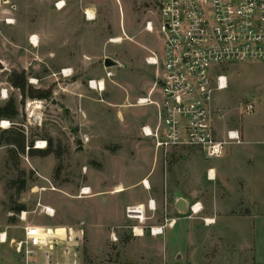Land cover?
<instances>
[{
	"label": "rangeland",
	"instance_id": "374dc122",
	"mask_svg": "<svg viewBox=\"0 0 264 264\" xmlns=\"http://www.w3.org/2000/svg\"><path fill=\"white\" fill-rule=\"evenodd\" d=\"M54 2L56 7L64 2L70 8L57 10ZM158 7L159 0H0V108L13 102L18 111L14 118L0 119V231L7 230L12 238L20 239L28 224L49 228L55 227L57 220L63 224L58 228L72 224L69 232L83 238L82 264H264L261 209L252 210L253 218L243 221L238 230L233 225L232 240L226 238L227 243L219 249L212 242V227L205 231L207 242H199L196 235L188 238L183 230L187 223L183 218L193 217L191 207L196 203L186 212L179 211L176 216L182 219L163 236L151 237L149 229L144 231L145 238L138 240L133 228L146 227L152 211L147 208V220L141 225L126 215L131 194L120 200L112 194L124 191L121 184L136 188L146 178L156 179L165 188L168 183L173 205L186 183L191 190L199 188L197 180L213 185L214 180L207 181L208 168L251 165L246 172L251 183L249 199L264 209L263 63L218 68L227 75L229 87L213 93L211 106L222 118L216 127L237 129L243 140L227 146L221 158L207 159L195 147L179 148L167 157L156 153L153 140L137 134L140 125L155 123L157 116L155 105L141 106L138 99L160 98L157 68L146 59L153 53L161 57L163 39L157 27L152 33L145 31L146 23L158 18ZM88 12L93 15L90 24L81 22V14L86 19ZM63 21L74 23L68 34H63L59 24ZM61 32L63 41L73 43L65 57H43L37 35L31 36L37 47L27 40L31 33H45L54 41ZM85 47L87 56L79 58ZM48 49L57 50L58 46ZM107 57L120 64L109 69L114 73L111 80L106 79ZM63 68L71 74L63 75ZM15 74L25 76V90L10 82ZM102 78L106 88L99 92L93 83ZM3 89L8 91L7 98L1 94ZM40 93H46L47 98H34ZM250 105L253 111H249ZM11 139L19 143L14 145ZM38 141L47 142V147L36 148ZM38 150H49L52 156L37 158L38 165H30L32 157H42L32 152ZM142 185L136 191L145 195ZM87 187L92 188L90 195L82 193ZM209 189L203 192L204 197L209 196ZM41 206L54 208L56 216H45ZM22 211L28 212L27 222L19 219ZM123 211L127 220H117L116 214ZM158 219L160 227L164 226L167 218L161 215ZM214 222L203 219L202 225ZM138 230L142 236V229ZM3 254L6 264H17L11 247H4Z\"/></svg>",
	"mask_w": 264,
	"mask_h": 264
},
{
	"label": "built area",
	"instance_id": "2783aa9c",
	"mask_svg": "<svg viewBox=\"0 0 264 264\" xmlns=\"http://www.w3.org/2000/svg\"><path fill=\"white\" fill-rule=\"evenodd\" d=\"M86 17L89 19L87 13ZM156 27L163 39L161 57L153 53L146 63L157 68L160 98L138 99L139 105L152 104L157 108L156 124L143 126V136L152 138L157 153L167 157L179 148L195 147L207 159L221 158L227 146L242 144L243 140L238 130L225 129L221 133L216 127L221 115L211 106L213 93L229 87L227 75L218 68L236 63L264 64V0H159L158 18L148 21L145 31L152 33ZM113 77L114 73L106 68V79ZM106 79L94 81V89L105 91ZM7 92L2 90L3 98L8 97ZM253 110L250 105L249 111ZM44 144L46 148L47 142ZM197 206L196 203L191 207L193 214L202 210ZM148 209H156L153 200L148 202ZM41 213L49 218L56 215L49 206H41ZM145 213L144 205L126 209L127 218L138 220L141 225L146 222ZM19 219L27 222L28 212L22 211ZM175 222L166 219L164 226L150 227V233L162 235ZM143 227L133 228L136 236V228L145 234ZM58 229L64 232L59 233ZM24 231L20 239L12 238L7 230L0 231V264H6L3 254L6 246L13 249L17 264L81 263L83 238L67 228L28 224Z\"/></svg>",
	"mask_w": 264,
	"mask_h": 264
},
{
	"label": "crops",
	"instance_id": "0c3cea01",
	"mask_svg": "<svg viewBox=\"0 0 264 264\" xmlns=\"http://www.w3.org/2000/svg\"><path fill=\"white\" fill-rule=\"evenodd\" d=\"M54 5L56 7V4L54 2ZM57 8V7H56ZM66 9L70 8L69 5L66 3V6L64 7ZM63 8V9H64ZM84 9V8H83ZM60 10V9H57ZM88 10H92V8H85V11ZM84 11V12H85ZM67 16L70 17L69 14V10L67 13ZM71 18V17H70ZM81 22L85 23L87 22L88 24H90L91 20H89L87 17L86 19L84 18V15L81 14ZM61 27H63V34L64 33H69V27L71 25H73L74 23L69 24V21L67 22H60L59 23ZM67 24V25H66ZM66 25V26H65ZM60 34V38L59 39H54V41H50V37L47 36L45 33L42 34H35V33H31L28 37L27 40L30 44V37L32 35H37L38 39H39V53H41V55L43 57H49V58H55V57H62V56H67V53L70 52V50H72V44L71 41L69 42V40H67V42L64 40L63 38H61L62 32L59 33ZM65 42V43H64ZM55 46H58L57 50H49L48 48H55ZM26 47V45H25ZM88 47V46H86ZM84 48L83 52L81 53V51H79V55H77L79 58H81V56L85 57L87 56V49L88 48ZM47 49V50H46ZM52 51V52H50ZM69 55V54H68ZM69 63V62H68ZM68 66L71 64H67ZM65 65V66H67ZM86 65V64H85ZM63 66V67H65ZM66 68H63V70ZM72 69H74L72 67ZM143 106V105H141ZM157 119V116H156ZM220 119L222 120V118L220 117ZM218 121H221V120ZM156 124V120L155 123H150V122H145L142 125L139 126L138 132L137 134L143 138L146 139H150L153 140L152 138H147L143 136V133L141 131L143 126H150V127H154ZM226 128H223L220 130L221 133H223L225 131ZM237 130V129H235ZM239 131V130H238ZM241 136L242 133L241 131H239ZM154 141V140H153ZM155 144V143H154ZM157 153V152H156ZM159 154V153H157ZM49 157L52 156V154L48 155ZM47 157V156H46ZM37 158H45V157H32L31 160L29 161L30 165H38V161ZM55 161V159H54ZM136 161H134L135 163ZM56 163V161H55ZM133 163V164H134ZM123 165H127V162H124ZM152 165H158V163H153ZM236 166H238V168H236ZM194 166H191L190 169H192ZM251 165H228L227 166H222L219 168H208L206 173L208 175L209 171L211 170L212 172H214L215 174V179H213L214 181H212L211 179H209L207 177V181H212L213 185H206V181L203 180H197L195 186H199V188H194V189H190L186 186L185 188H182V190L179 191V194H177L174 197V204L172 205L170 203V199H171V195L169 194V188H168V183H167V187L165 188L162 184V181L160 180H156V179H149L146 178L144 181H148L149 182V186L145 187L142 185V181L137 183L136 188L135 185L133 186H125L124 184H121L124 187V191L120 192V193H113L112 194H116V198H118V200H120L119 198H121L123 195L129 193L131 195H129V200L131 201L130 204H128L127 206L130 205H144L146 208V211L148 210V202L150 200H153L155 202L156 205V209L154 211H152V213H149L148 216L149 219L147 220L148 223L146 222L145 225H147L144 228L145 230L149 231V227H160L161 222L159 221L158 217H160L161 215L166 217L167 219H175L176 222L174 224L173 227H169V228H175L176 225L178 224V222L182 219L181 217H177L176 214L179 213V209L176 206L177 203V199L178 198H183L186 203H187V210H189L191 204L193 205L194 203H197L198 206L197 207H202V210L197 213L194 214L193 217L191 218H183L184 220L187 221V223H185L183 226V230L187 232L188 238H193V235L197 236V239L199 238V242H207V238L205 236V231L208 230L209 228L212 229L213 234L215 235L213 238L212 242H215L216 244H218V248H222V245H225V243H227L226 238H231L232 240V227L233 225H236L237 230L240 228V225L242 224L243 221L245 220H250L251 218H253V215L251 213L252 210H255V212L261 209V213L260 217L262 216V218H264V209L261 208V204L257 201V202H252L250 201V197H251V191L249 189V185H251V183L248 181V178H246V172H249ZM161 182V183H160ZM168 182V179H167ZM256 182H260V180H256ZM140 185L143 186V190L145 192V195H142L140 192H137L136 189L138 187H140ZM163 186V189L161 188ZM209 186L211 187V189H209V196L204 197L203 196V192L206 191L207 192V188H209ZM90 188V193L86 194V195H90L92 188L91 187H87ZM90 197V196H87ZM208 197L211 198V201L208 200ZM124 198V197H122ZM126 198V197H125ZM128 199V198H127ZM263 203V202H262ZM257 207V208H256ZM186 210V211H187ZM157 211H159L157 213ZM181 212V211H180ZM57 213V211H56ZM166 213V214H165ZM56 216V215H55ZM257 217V216H256ZM116 219L117 220H127L126 216H125V212L123 211L122 213H118L116 214ZM203 219H214V225L211 226H207V225H202L203 223ZM262 220V219H261ZM260 220V222H261ZM264 222V221H262ZM56 225H54L55 227H59L62 226L63 224H61V222H59L57 220ZM86 223V222H85ZM67 225L69 230L72 228V224H65ZM74 229V227H73ZM167 229V228H166ZM165 229V231H166ZM203 230V231H202ZM236 230V229H235ZM164 231V234H165ZM150 232V231H149ZM237 235V234H235ZM241 235L240 234L238 237V241H241ZM151 237L157 238L159 236H163V235H157V236H153V235H149ZM138 240L145 238V234L143 236H137ZM206 238V239H205ZM211 241V240H210ZM195 243V240H194ZM194 247H192L191 249H193ZM187 249H189L187 247Z\"/></svg>",
	"mask_w": 264,
	"mask_h": 264
},
{
	"label": "trees",
	"instance_id": "16d2710c",
	"mask_svg": "<svg viewBox=\"0 0 264 264\" xmlns=\"http://www.w3.org/2000/svg\"><path fill=\"white\" fill-rule=\"evenodd\" d=\"M10 82L12 83V85L20 90H25V76L24 75H13L12 79L10 80ZM34 98H38V99H46L47 98V94L46 93H40L38 95H34ZM18 114L17 108L15 106V104L12 103H8L5 107L0 108V119L2 118H7V119H11L16 117ZM14 143V145L18 144V140L17 139H11ZM11 144V143H10ZM20 145V144H19ZM23 149V151L25 150V143L22 142V145H20ZM32 152H38L40 156L45 157L48 156L51 151L49 150H38V151H32ZM41 153V154H40Z\"/></svg>",
	"mask_w": 264,
	"mask_h": 264
},
{
	"label": "bare ground",
	"instance_id": "6f19581e",
	"mask_svg": "<svg viewBox=\"0 0 264 264\" xmlns=\"http://www.w3.org/2000/svg\"><path fill=\"white\" fill-rule=\"evenodd\" d=\"M57 7H59V9L61 10V9H63V8L65 7V3H64V2H61V3H59V4L57 5ZM88 14H89V17L92 19V18H93V15L91 14V12H88ZM9 23H13V22H12V21H9ZM119 41H120V40H119ZM30 42H31V44H32L33 46L37 47V41H36L34 38H32V39L30 40ZM65 74H66V75L70 74V71H69V70H66ZM4 97H6V96H4ZM5 124H6V122H4V125H5ZM38 144H39V146H38L39 149L45 147L44 142H38ZM214 177H215L214 172H211V173H210V179L213 180ZM143 185H145V187H148V186H149V182L146 181ZM117 191H118V190H117ZM89 193H90V190H89V189H84L83 194H89ZM210 223H212V221H210ZM138 229H139V228H136L137 235H141V233H140L141 231H139ZM155 231H157V229H156ZM138 232H139L140 234H139Z\"/></svg>",
	"mask_w": 264,
	"mask_h": 264
},
{
	"label": "water",
	"instance_id": "95a60500",
	"mask_svg": "<svg viewBox=\"0 0 264 264\" xmlns=\"http://www.w3.org/2000/svg\"><path fill=\"white\" fill-rule=\"evenodd\" d=\"M118 65H120L119 62L113 60L112 58L107 57V58L104 59V66L107 69H110V68L118 66ZM82 149H83V147H80L79 150H82ZM176 206L178 207V209L181 212H186V210H187V203H186V201L183 198H178L177 199Z\"/></svg>",
	"mask_w": 264,
	"mask_h": 264
}]
</instances>
